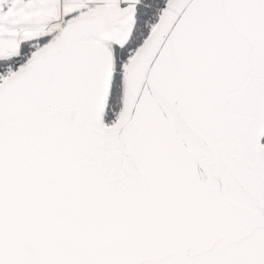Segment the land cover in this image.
I'll list each match as a JSON object with an SVG mask.
<instances>
[{"label":"snow or ice","instance_id":"snow-or-ice-1","mask_svg":"<svg viewBox=\"0 0 264 264\" xmlns=\"http://www.w3.org/2000/svg\"><path fill=\"white\" fill-rule=\"evenodd\" d=\"M0 264H264V0H0Z\"/></svg>","mask_w":264,"mask_h":264}]
</instances>
